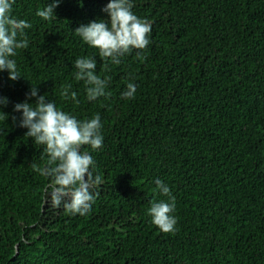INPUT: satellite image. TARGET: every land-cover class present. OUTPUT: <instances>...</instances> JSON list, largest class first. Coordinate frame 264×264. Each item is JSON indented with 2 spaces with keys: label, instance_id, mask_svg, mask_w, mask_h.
Returning <instances> with one entry per match:
<instances>
[{
  "label": "trees",
  "instance_id": "trees-1",
  "mask_svg": "<svg viewBox=\"0 0 264 264\" xmlns=\"http://www.w3.org/2000/svg\"><path fill=\"white\" fill-rule=\"evenodd\" d=\"M46 2L12 6L31 28L14 57L22 78L0 73L3 110L18 117L12 105L37 85L77 119L99 114L103 146L81 151L100 183L85 215L54 206L44 146L0 121V264H264V0H133L151 42L118 64L74 31L106 18L108 0H61L48 21L35 14ZM84 56L108 78L106 97L88 101L74 78ZM156 179L175 197L174 233L147 215L165 199Z\"/></svg>",
  "mask_w": 264,
  "mask_h": 264
},
{
  "label": "clouds",
  "instance_id": "clouds-1",
  "mask_svg": "<svg viewBox=\"0 0 264 264\" xmlns=\"http://www.w3.org/2000/svg\"><path fill=\"white\" fill-rule=\"evenodd\" d=\"M61 0H48L36 11V16L48 21L56 18L55 9ZM15 0H0V73L6 72L9 81L22 78L14 57L18 50L26 49L29 40L25 30L31 24L12 15ZM133 0H108L101 9L106 18L93 19L87 24L79 25L74 31L88 46L97 49L100 57L110 59L118 64L120 58L134 49L143 50L150 44L151 24L133 12ZM97 60L94 57H78L74 61V78L83 81L88 101L106 97L108 78L96 74ZM136 85L129 82L121 93L123 99H132ZM37 85L28 90L26 99L12 105L11 115L3 109L9 104L5 96H0V121L11 118L19 128L26 129L24 136L37 145L44 146L47 157L42 174L52 180V203L61 206L71 215H85L94 201L91 191L93 185L100 183V177L92 179L90 169L94 167L92 156L81 151L88 145L92 150L103 146L102 124L99 114L90 119H77L61 109L52 101L46 102L47 96L38 94ZM60 95L77 102V93L71 91V85L62 88ZM33 101V102H30ZM154 184L165 199L153 201L147 210L151 223L162 233L176 231L175 197L167 183L156 179Z\"/></svg>",
  "mask_w": 264,
  "mask_h": 264
}]
</instances>
